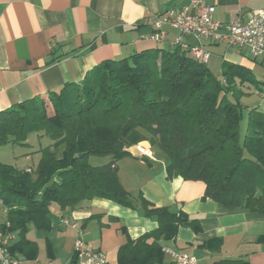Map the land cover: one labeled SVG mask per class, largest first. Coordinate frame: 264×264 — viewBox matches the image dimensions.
<instances>
[{"label":"trees","instance_id":"1","mask_svg":"<svg viewBox=\"0 0 264 264\" xmlns=\"http://www.w3.org/2000/svg\"><path fill=\"white\" fill-rule=\"evenodd\" d=\"M260 84L239 63L222 61L218 78L188 51L154 48L104 60L79 83L1 110L0 144H27L31 132L53 142L38 150L35 171L0 162V202L6 208L0 230L22 237L30 222L50 228L52 202L61 209L93 198L139 205L145 216L155 217L157 228L122 245L118 264H164L159 239L172 238L180 225L200 227L185 213L154 206L141 194L134 198L122 186L116 163L133 156L129 148L144 140L166 156L168 177L200 180L204 197L264 213V108L240 103L251 85L264 105ZM90 156L110 161L91 165ZM14 247L8 246L10 254ZM76 257L74 252L70 264Z\"/></svg>","mask_w":264,"mask_h":264},{"label":"crops","instance_id":"2","mask_svg":"<svg viewBox=\"0 0 264 264\" xmlns=\"http://www.w3.org/2000/svg\"><path fill=\"white\" fill-rule=\"evenodd\" d=\"M202 1L215 7L212 17L221 23L236 17L245 20L250 13L264 9V0ZM187 3L188 0H0V111L32 97L58 92L67 83H79L88 70L104 60L170 48L177 32L166 30L161 42L151 40L153 22L158 15L176 11ZM183 41L190 46L201 45L209 53L208 68L220 61L239 63L251 70L254 65L264 67V61L253 59L247 49L227 46L224 41H199L191 35L184 36ZM142 142L150 145L147 140ZM156 150L154 154L150 147V156L133 154L117 161L116 166L122 186L134 198L141 194L154 206L181 211L188 219L198 221L199 231L180 225L172 238L159 239L163 263L170 264L169 252L175 251L195 256L198 264L238 259L264 264V213L204 197L205 184L200 180L168 177V160ZM49 210L48 229L30 222L22 237L17 230H0L1 238H8V246L15 245L12 254L22 264H70L77 238L102 250L106 264H118L122 245L158 225L155 217L145 216L139 205L128 208L104 198L84 200L74 208L64 209L52 202ZM61 219H67L69 224H62ZM5 221L6 208L0 202V224Z\"/></svg>","mask_w":264,"mask_h":264},{"label":"built area","instance_id":"3","mask_svg":"<svg viewBox=\"0 0 264 264\" xmlns=\"http://www.w3.org/2000/svg\"><path fill=\"white\" fill-rule=\"evenodd\" d=\"M215 7L205 5L202 0H188L176 11L165 12L158 15L153 22L154 32L149 36L151 40L161 42L166 30H175L177 35L171 41V47H179L191 53L194 57L206 62L209 53L201 45L190 46L183 41L184 36H193L199 41L218 43L224 41L227 46L245 48L253 59L264 61V9L250 13L245 20L236 17L229 22L221 23L213 19ZM166 28V29H165ZM130 151L141 157L150 156V145L139 142L131 146ZM30 172L31 168H25ZM67 225V219L60 220ZM72 227L75 226L71 224ZM0 235V262L1 264H22L21 261L10 254L8 238ZM77 264H106L105 253L93 247L82 239L74 242ZM170 264H198L197 258L186 252L170 251Z\"/></svg>","mask_w":264,"mask_h":264},{"label":"rangeland","instance_id":"4","mask_svg":"<svg viewBox=\"0 0 264 264\" xmlns=\"http://www.w3.org/2000/svg\"><path fill=\"white\" fill-rule=\"evenodd\" d=\"M214 67L211 68L209 67V68L213 73V75L219 78L221 76V61L216 65H214ZM252 72L255 78L261 81L260 85L264 90V67H260V65H254ZM249 87L250 88L245 87V89L251 90V93L242 96L240 98V103L242 105L248 106V108L255 106L258 107L259 109L264 108L263 98L261 96V93L259 91L254 90L253 86L250 85ZM246 118H247V110L246 112L244 111V118L241 121V129H244ZM26 142L27 144H17V143L0 144V162L4 164L12 165L18 170H25V168L28 166L31 167L33 171H35L39 158L38 150L44 146L51 145L53 141L50 140V138L46 136L44 133L31 132L27 136ZM150 147L151 150H153V153L154 151L157 152L155 146L150 145ZM54 149L59 153L61 152V148L59 146L56 147L54 146ZM27 155H29L28 159L26 158ZM88 161L89 164L91 165H101L109 162L110 157L90 156ZM33 175L35 174L33 173Z\"/></svg>","mask_w":264,"mask_h":264}]
</instances>
